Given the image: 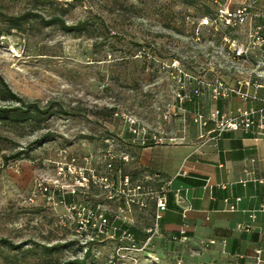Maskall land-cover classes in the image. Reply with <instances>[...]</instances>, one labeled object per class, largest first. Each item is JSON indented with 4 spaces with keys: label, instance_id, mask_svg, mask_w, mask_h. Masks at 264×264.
<instances>
[{
    "label": "rangeland",
    "instance_id": "374dc122",
    "mask_svg": "<svg viewBox=\"0 0 264 264\" xmlns=\"http://www.w3.org/2000/svg\"><path fill=\"white\" fill-rule=\"evenodd\" d=\"M213 4V0H0V75L25 100L41 106L53 103L51 114H31L20 122L0 119V264L83 259L85 248L57 223L60 208L55 210L41 196L27 199L35 179L53 177V162L62 149L71 155L99 153L103 139L113 137L118 150H132L141 141L129 130L131 121L150 137L183 133L192 122L196 102L209 100L205 93L182 103L175 98L174 90L181 83L188 89L191 82L177 75L172 61L179 60L187 72L194 67L198 75L214 71L228 79L231 74L223 67L230 63L219 52V35L204 29V36L195 41L185 22V15L201 14ZM21 14L27 16L20 29H9L2 15ZM53 16L67 25L83 20L87 24L71 32L58 22L44 24L43 19ZM208 59L214 62L212 71L206 70ZM1 89L0 85V105H12L1 98ZM59 105L69 113L55 112ZM114 217L110 221L118 222ZM96 240L85 264H110L113 238ZM192 254L186 257L175 251L161 258L153 253L157 260L143 255L140 264H201Z\"/></svg>",
    "mask_w": 264,
    "mask_h": 264
},
{
    "label": "built area",
    "instance_id": "2783aa9c",
    "mask_svg": "<svg viewBox=\"0 0 264 264\" xmlns=\"http://www.w3.org/2000/svg\"><path fill=\"white\" fill-rule=\"evenodd\" d=\"M256 0H247L235 7H229L224 0H213V12L200 17H186L192 27L195 41L201 40L202 30L219 35V52L229 61L230 76L212 74L214 62L207 60L204 75H196L181 68L179 60L174 59L172 66L178 76L187 77L191 86L188 89L181 83L174 96L180 103L192 101L206 91L211 100L217 102L236 96L243 105L236 109L220 108L213 104L206 111L193 108L190 118L208 140H216L225 131H264V96L258 90L264 87V7H254ZM241 32V36L235 35ZM205 70V69H204ZM180 79V78H179ZM249 101H260L261 105H247ZM211 125L210 128L208 126ZM129 130L140 136L141 144L148 139L156 143L165 140L163 136H148L146 129L131 121ZM169 140L175 137H167ZM104 148L99 153L89 152L83 155H71L65 149L60 151L59 159L53 162V177H39L28 194V200L34 201L41 196L47 203L60 205L56 212L57 223L68 229L76 242L87 245L98 237H109L116 230L107 213L109 202L117 203V217L121 221L131 222L128 214L134 207L144 209L154 203L156 216L167 207V185L155 187L150 177L135 180L124 169V163L130 161L127 151L118 150L113 137L103 139ZM98 192L104 201L72 200L65 195L86 196L91 191ZM185 217V215H183ZM158 221L146 229L145 238L137 240L130 228H123L114 237L115 244L110 264H140L141 257L151 246L158 234ZM185 225L179 233L172 236L175 241L186 238ZM257 254L260 250L255 251ZM152 260V254L145 256Z\"/></svg>",
    "mask_w": 264,
    "mask_h": 264
},
{
    "label": "crops",
    "instance_id": "0c3cea01",
    "mask_svg": "<svg viewBox=\"0 0 264 264\" xmlns=\"http://www.w3.org/2000/svg\"><path fill=\"white\" fill-rule=\"evenodd\" d=\"M224 1L235 7L247 0ZM254 7L262 10L264 0H256ZM258 92L264 96V87ZM205 95L209 101L202 105L197 101L193 108L206 111L213 104L232 109L243 105L236 96L214 102L207 91ZM201 134L191 122L173 140L156 143L148 139L127 151L131 159L124 163L125 171L135 180L150 177L155 187L167 185V207L157 216L154 203L144 209L134 207L127 215L131 222H126L117 217L118 204L109 202L110 219L114 214L112 219L119 221L112 222L116 230L107 238L115 239L121 229L130 228L141 241L157 219L158 234L144 255L163 258L176 251L188 257L196 252L192 255L201 264H264V131H225L216 140ZM92 192L66 194L65 199L104 201ZM184 225L186 238L173 240Z\"/></svg>",
    "mask_w": 264,
    "mask_h": 264
},
{
    "label": "trees",
    "instance_id": "16d2710c",
    "mask_svg": "<svg viewBox=\"0 0 264 264\" xmlns=\"http://www.w3.org/2000/svg\"><path fill=\"white\" fill-rule=\"evenodd\" d=\"M196 3L199 1L201 2L202 0H193ZM204 3V2H203ZM71 6V5H69ZM214 7V4H213ZM213 7L210 9L208 8L207 11L202 12L201 14H189L192 16H196V17H200L203 15H208L211 14L213 12ZM4 16L8 22H9V29L14 28V29H20V24L22 22V20L25 19V17L27 16V14H21V15H17V16H7V15H2ZM186 17L188 15H185ZM186 17H185V22L186 21ZM44 24H48L51 22H58L62 28H64L66 31H81L85 28V25L87 24V21H78L75 24H71V25H67L65 23V20L59 16H53L50 17L49 19H43ZM191 29V34H192V27ZM201 35L204 36L203 32H201ZM204 70V69H203ZM189 72L196 74L195 72V68L191 67V69L189 70ZM198 75V74H196ZM0 85L2 87V99L3 100H8L11 102H14L12 105H6V106H1L0 105V119H10L16 122H20V121H24L26 120L28 117L31 116V114H40V115H46V114H51L52 113V108H53V103H48L44 106H41L39 104L38 101H27L25 100V98H23L22 96L16 94L15 92H13L7 85V83L5 82V80L2 78V76L0 75ZM197 98V97H193V100ZM55 112L58 113H69L68 111H66L65 109H63V107L61 105L57 106V108L55 109ZM18 156V153L16 155L11 156V158H14ZM10 158V157H8ZM115 242V239H113ZM97 242V240L91 241L89 242L87 245H81V247L85 248V254L83 259L81 260H73V261H68L65 262L63 264H85V256H87L89 254V250L88 248L91 247L92 245H94Z\"/></svg>",
    "mask_w": 264,
    "mask_h": 264
}]
</instances>
